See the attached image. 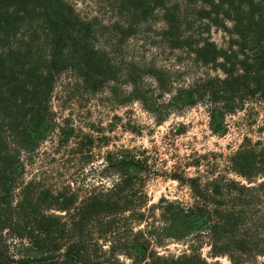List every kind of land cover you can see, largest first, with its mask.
<instances>
[{
	"label": "trees",
	"instance_id": "trees-1",
	"mask_svg": "<svg viewBox=\"0 0 264 264\" xmlns=\"http://www.w3.org/2000/svg\"><path fill=\"white\" fill-rule=\"evenodd\" d=\"M116 1L133 23L146 21L158 10L164 34L176 40L173 48L187 44L180 35V5L193 6L195 18L207 23L198 36L214 26L234 38L225 49L210 39L196 43L195 59L218 66L225 75L212 80V91L206 92L214 101L225 102L228 113L236 99L248 95H259L264 102V0ZM95 35L93 21L82 18L67 0H0V264H124L118 255L130 264H217L196 251L177 257L148 252V246L138 242L141 232L126 242L110 237L117 234L119 218L139 222L143 217L133 212L129 193L139 174L132 161L118 160L120 180L110 189L90 193L78 205L72 195L36 192L32 183L24 184L15 199L19 153L32 152L43 138L42 129L52 128L49 103L57 79L72 71L93 90L114 78L109 77L113 64L95 46ZM133 87L134 97L146 105L136 80ZM229 164L247 184L263 181L246 186L215 180L202 187L196 178L182 181L196 203L186 207L160 201L162 224L148 232L157 245L206 236L213 259L223 256L229 264H256L255 259L264 256V216L254 202L264 201V142L250 144L245 139ZM125 214L129 216L122 217Z\"/></svg>",
	"mask_w": 264,
	"mask_h": 264
},
{
	"label": "rangeland",
	"instance_id": "rangeland-1",
	"mask_svg": "<svg viewBox=\"0 0 264 264\" xmlns=\"http://www.w3.org/2000/svg\"><path fill=\"white\" fill-rule=\"evenodd\" d=\"M67 1L82 18L93 21L94 44L113 64L109 77L114 78L103 80L93 90L72 71L57 79L49 103L52 128L42 129L43 138L32 152L19 153L21 175L15 199L24 184L32 183L36 192L72 195L78 205L90 193L110 189L120 180L118 160L132 161L139 174L129 193L133 212L143 217L139 222L119 218L117 234L110 237L126 242L141 232L138 242L146 244L148 252L177 257L196 251L209 263L229 264L223 256H210L206 236L157 245L148 232L162 224V199L186 207L196 203L191 189L182 182L186 179L196 178L201 187L215 180L246 186L263 181L258 178L255 184H247L229 170L230 157L245 139L250 144L264 142L263 100L248 95L232 103V112H225V102L214 101L206 92L212 91V80L224 79V73L216 65L199 63L193 54L200 39H210L225 49L234 38L214 26L198 36L206 21L195 18L193 6L181 4L180 35L187 44L173 48L176 40L164 34L158 10L146 21L133 23L119 11L116 0ZM226 27L231 24L226 22ZM135 80L146 105L134 97ZM207 82H211L208 89ZM254 202L263 217V199ZM118 258L124 264L132 262L122 255ZM255 263L264 264V256Z\"/></svg>",
	"mask_w": 264,
	"mask_h": 264
}]
</instances>
